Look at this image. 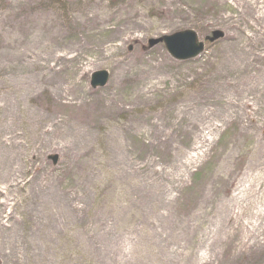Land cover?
Wrapping results in <instances>:
<instances>
[{"label": "rangeland", "instance_id": "374dc122", "mask_svg": "<svg viewBox=\"0 0 264 264\" xmlns=\"http://www.w3.org/2000/svg\"><path fill=\"white\" fill-rule=\"evenodd\" d=\"M93 3V44L55 61L58 71L44 79L55 47L87 39ZM243 7L238 0H0V264H182L202 252L208 261L193 264H264V230L246 235L223 214L202 226L206 217L187 219L205 187L228 202L244 176L264 178V73L248 69L236 81L254 89L257 126L241 128L233 117L217 122L205 156L180 178L170 175L184 156L150 145L142 120L169 118L170 106L200 88L224 54L238 64L229 38L261 25ZM184 29L201 41L213 30L223 36L182 60L164 44L148 46ZM11 40H20L35 67L8 71ZM159 60L164 66L155 68ZM98 70L107 82L93 88ZM243 122L253 123L248 116ZM194 135L177 133L182 153ZM249 213L243 217L264 225Z\"/></svg>", "mask_w": 264, "mask_h": 264}, {"label": "bare ground", "instance_id": "6f19581e", "mask_svg": "<svg viewBox=\"0 0 264 264\" xmlns=\"http://www.w3.org/2000/svg\"><path fill=\"white\" fill-rule=\"evenodd\" d=\"M240 6L247 5L250 7L249 11L252 12L253 18L258 22L260 27L254 29V32L250 35H244L241 31L240 39L236 37H230L231 41L228 44L237 46L239 49L240 60L238 64L233 65V60L228 55L221 56L218 60L211 62L214 67L213 71L203 78L200 88L195 90L187 97L178 100L173 106H170L172 111L169 114V118H160V114L154 116H144V129L148 132L149 144H159L166 146L174 150L172 156H184L183 160H179V164H173V170L170 177L180 178L186 173V167L194 162L200 161L205 156L207 148H210L211 142L209 136L211 132L217 129V122H222L226 117L235 118L239 121L241 128L257 126V121L253 118V115L257 111L254 104L259 107L253 87L237 85L236 81L241 80L239 78L241 74L251 69L254 73H264V3L260 6H250L248 0H238ZM87 11H91L90 16L86 18L85 27L87 39L79 38L75 42L64 43L59 47H55L52 51L51 60L54 62L52 65L47 63L44 65L48 68L47 73L42 72V77L49 73L58 71L54 67L55 61L65 60L66 58H72L80 49L86 48V50L93 44V31L92 26L96 22V16L98 13V6L93 3L86 8ZM246 9L243 7L241 14H244ZM97 14V15H96ZM127 21H124V23ZM259 24H256L259 25ZM142 24L133 19V27H141ZM119 28V27H118ZM232 36V35H231ZM9 46L14 54L13 59L7 62L8 71L20 70L27 65L35 67L36 63L28 60L25 47H22L20 40L16 43L14 40L9 41ZM17 53H16V52ZM74 53L73 55H68ZM42 65V66H43ZM155 68L164 66L163 61H157L154 63ZM149 74V73H147ZM151 79V77H149ZM264 108V100L262 102ZM252 108V109H251ZM252 111V113H251ZM249 114H252L249 116ZM250 117L253 123H244L243 120L246 117ZM253 124V125H252ZM243 126V127H242ZM259 126L264 127V112L261 116ZM191 131L195 133L194 141L188 147V151L183 153L180 151L177 145V133L189 134ZM264 132V130H263ZM264 142L262 139L260 143ZM207 147V148H206ZM176 153V154H175ZM214 175L211 174L208 178V185L211 184ZM264 178L256 173H250L244 176L243 182L239 183L237 192L232 197L224 202L218 197H212L210 193V186L204 188L199 192L194 201V208L191 209L189 217L187 219L195 218L201 219L206 217L210 219L202 220V224L209 220L211 217L223 214L226 220H233L237 224L238 230L242 231L246 235H254L259 230H264V225L259 226L250 222L247 218L243 217V213L250 210L249 214H256L259 217L264 218V208L255 209V206L264 201ZM171 188H165L163 191L169 192ZM164 200L169 199L165 196ZM264 206V205H263ZM257 227V228H256ZM205 231L204 228H202ZM264 232V231H263ZM261 232V233H263ZM260 233V234H261ZM259 235L255 238L259 239ZM196 259L205 263L209 259L208 253H200L197 256L189 254L182 264H193Z\"/></svg>", "mask_w": 264, "mask_h": 264}, {"label": "water", "instance_id": "95a60500", "mask_svg": "<svg viewBox=\"0 0 264 264\" xmlns=\"http://www.w3.org/2000/svg\"><path fill=\"white\" fill-rule=\"evenodd\" d=\"M222 36V31L213 30L209 35L205 36L204 40L212 42ZM161 42L164 44L167 52L177 60L195 57L204 48V42L198 40L196 33L190 29L177 31L169 35H162L157 38H150L147 41L149 47ZM107 78L108 73L105 70L95 71L90 76V85L93 88L103 86L107 82ZM47 158L54 164L58 156L56 154H51L48 155Z\"/></svg>", "mask_w": 264, "mask_h": 264}]
</instances>
